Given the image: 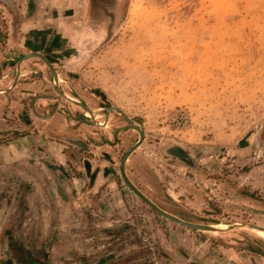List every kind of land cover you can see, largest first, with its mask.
Listing matches in <instances>:
<instances>
[{
    "label": "rangeland",
    "instance_id": "rangeland-1",
    "mask_svg": "<svg viewBox=\"0 0 264 264\" xmlns=\"http://www.w3.org/2000/svg\"><path fill=\"white\" fill-rule=\"evenodd\" d=\"M93 1H41L44 52L67 94L112 108L116 135L84 122L79 145L69 100L50 90L61 110L36 113V76L0 95V264H264L259 230H191L125 186L138 135L118 112L144 131L126 175L158 208L264 228V0ZM0 16L7 56L17 20L1 4Z\"/></svg>",
    "mask_w": 264,
    "mask_h": 264
},
{
    "label": "crops",
    "instance_id": "crops-1",
    "mask_svg": "<svg viewBox=\"0 0 264 264\" xmlns=\"http://www.w3.org/2000/svg\"><path fill=\"white\" fill-rule=\"evenodd\" d=\"M15 1L16 0H0V4L2 6H5L4 3L8 5V7H6L8 8L9 12L14 15L12 18L17 20L15 27L12 28L11 37H9L7 40L8 43L4 49L5 51H8L7 56H4V54L1 53L3 46L0 45V90H7V92H9V90L14 85L12 66L19 63L16 61L19 53H22L23 55L37 53L43 55L45 59L53 64L57 60L52 59L51 56L44 52V48L47 47L48 37L46 36H48L50 33L45 31V29H48L49 26H46L42 19L43 17H40L41 13L43 12L42 10H44V5H42L41 2L42 0H26L25 4H27L28 9L26 12L27 16L24 17L18 13L19 9L16 6ZM25 4H22V6L24 7ZM21 35L23 36L21 37L23 38L21 45L22 49L18 47V44H20L19 42H21V38H19ZM42 52H44V54ZM52 56L54 57V55ZM30 63V60H28L21 66V75L23 78H30L31 76L33 77L36 75L37 71L40 72L39 68H34ZM33 87H35L33 90L40 89L37 85H33ZM40 113L41 112L39 111V114Z\"/></svg>",
    "mask_w": 264,
    "mask_h": 264
},
{
    "label": "flooded vegetation",
    "instance_id": "flooded-vegetation-1",
    "mask_svg": "<svg viewBox=\"0 0 264 264\" xmlns=\"http://www.w3.org/2000/svg\"><path fill=\"white\" fill-rule=\"evenodd\" d=\"M103 1L107 2L108 3L107 7H109L110 0H103ZM93 2L94 1L92 0V4H93ZM93 8H95V7H93ZM34 54H37V53H34ZM28 55L29 54L23 55L21 60H24L25 59L24 57L28 56ZM29 60H30V62L34 63V66H33L34 68H39V70H40V72L37 71L35 76H36V79H38L40 82L38 88H40V89L42 88V89H41V91H40V89L39 90L37 89L40 92L38 94H36L35 96L38 99L41 98L40 101L47 103V104H43L40 107V110H38L37 107L34 105L36 113L39 114V111H42L43 108L47 109L49 107H51L52 110L55 109L56 113L61 110L59 108L60 105H59V107H56V105L50 106L51 104H49V101L47 102L45 100V99H48V100L52 99L53 95L50 93V90H52V91H55V97L63 98L65 100H69L72 104H74V106H76V107H74V112L76 113V115L79 116L77 120H79V122H81L80 126L77 129V131L79 132V136L77 138V142L79 143V145H84L83 141L86 139L83 135V130H84L83 127H85V125H83L84 122H87V124L94 125L96 128H98L101 131V133L103 134V136L105 137V139H107V140H108L109 136L113 137L116 135L117 129L111 130V128H110V125L112 123V118H111L112 108H108V109L107 108H99V109H97V111H102V115L96 114L97 111L93 110L86 102L82 101L80 99L81 97L71 96L64 91V88H63L64 81H63V79H61L62 77H61L60 73L56 71L53 63H50L47 59H45V57L43 60L41 58L34 56L33 58H30ZM48 65H50L52 69L49 68ZM16 73H17V71L15 69L13 72V75H16ZM35 96H33V97H35ZM123 119H124V117H123ZM133 124H134V126L138 127V125H136L134 122H133ZM124 127H129L130 129H132L134 131V133H136L138 135L137 140H136V143H137L140 140L139 131L136 130L135 128H132V125H130L128 122L125 123ZM120 128H118V129H120ZM143 141H144V139H143Z\"/></svg>",
    "mask_w": 264,
    "mask_h": 264
},
{
    "label": "water",
    "instance_id": "water-1",
    "mask_svg": "<svg viewBox=\"0 0 264 264\" xmlns=\"http://www.w3.org/2000/svg\"><path fill=\"white\" fill-rule=\"evenodd\" d=\"M5 6L8 7L7 4L4 3ZM34 56L38 57V58H41L44 60V57L40 54H29L28 56H25L24 60H22L21 62L19 61L18 64H14L12 66V70L13 69H16L17 73L16 75H12L13 76V80H14V83L17 81V79L19 78H23V76L21 75V66L23 65L24 62L28 61L30 58H33ZM49 68H51L50 65H48ZM52 69V68H51ZM7 92V90H0V95L2 94H5ZM123 117L124 119L130 124L132 125V128H135L136 130L139 131V134H140V140L134 145L132 146L130 149H128L126 151V153L124 154L122 160H120V166H119V173H120V177L121 179L123 180L125 186L133 193L135 194L141 201L142 203L146 204L149 208H151L154 212H156L157 214H159L160 216H162L163 218L167 219V220H170L171 222H174L175 224H178L182 227H185V228H189L191 230H196V231H203V232H213V233H216V232H219V233H222V232H227V231H232V230H240V229H244V228H247V229H250L252 231L254 230H264V228H260L258 226H251V225H248V224H231V225H228V226H223V227H217L215 225H218V224H215V225H212V226H200V225H197V224H193V223H189V222H185L173 215H170L168 214L167 212L163 211L162 209L158 208L153 202H151L148 198H146L132 183L131 181L129 180V178L127 177L126 175V172H125V165H126V160H128L129 156L141 145L143 139H144V132L142 129H139L137 126H134L133 124V121L130 120V119H127L126 116H124L122 114V112L118 111ZM85 124V123H84ZM67 143L73 145V146H77V144L75 143V140H66ZM166 153L168 155H171L179 160H182V161H188L191 163L190 161V157L189 155L180 147H173V148H169ZM189 163V164H190ZM256 232V231H254Z\"/></svg>",
    "mask_w": 264,
    "mask_h": 264
},
{
    "label": "bare ground",
    "instance_id": "bare-ground-1",
    "mask_svg": "<svg viewBox=\"0 0 264 264\" xmlns=\"http://www.w3.org/2000/svg\"><path fill=\"white\" fill-rule=\"evenodd\" d=\"M132 11V10H131ZM137 12V11H136ZM224 225H217V227H223ZM254 231H258V230H254ZM258 234L264 238V230H259Z\"/></svg>",
    "mask_w": 264,
    "mask_h": 264
}]
</instances>
